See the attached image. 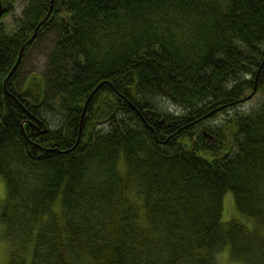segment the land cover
Wrapping results in <instances>:
<instances>
[{"label": "trees", "instance_id": "16d2710c", "mask_svg": "<svg viewBox=\"0 0 264 264\" xmlns=\"http://www.w3.org/2000/svg\"><path fill=\"white\" fill-rule=\"evenodd\" d=\"M0 10L4 264H264V0Z\"/></svg>", "mask_w": 264, "mask_h": 264}, {"label": "rangeland", "instance_id": "374dc122", "mask_svg": "<svg viewBox=\"0 0 264 264\" xmlns=\"http://www.w3.org/2000/svg\"><path fill=\"white\" fill-rule=\"evenodd\" d=\"M4 20L5 22H9L10 17H6ZM48 45H49V40L48 38H46L45 40L41 41L39 44L32 47V49L28 51L21 66V72L23 75L32 71L33 72L42 71L44 59H45L44 48ZM258 98L259 96L257 94L253 96L249 95V98L246 99V101H244L240 105L239 109L248 110L250 108H253L256 105ZM3 196H4V184L2 179L0 178V199H3ZM234 216H236V212L234 210L232 202L230 199H226L224 202V217L226 219H230L231 217ZM226 219L223 218V221H227ZM6 254H7V244L2 238L1 227H0V264L5 263ZM217 264H242V263L240 261H237L229 257L228 253L226 252V249H224L217 256Z\"/></svg>", "mask_w": 264, "mask_h": 264}, {"label": "water", "instance_id": "95a60500", "mask_svg": "<svg viewBox=\"0 0 264 264\" xmlns=\"http://www.w3.org/2000/svg\"><path fill=\"white\" fill-rule=\"evenodd\" d=\"M0 13H1V10H0ZM33 37H34V35L28 40V42H30V41L32 40ZM21 52H22V49H21V51H20V53H19V56H18V59H17L15 65H14V67L12 68V70H11L10 73H12L13 70H14V69L16 68V66L18 65V63H19V61H20V58H21Z\"/></svg>", "mask_w": 264, "mask_h": 264}]
</instances>
